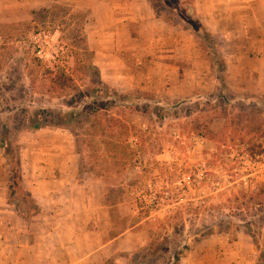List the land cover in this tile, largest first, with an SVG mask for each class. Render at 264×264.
<instances>
[{
    "label": "rangeland",
    "instance_id": "rangeland-1",
    "mask_svg": "<svg viewBox=\"0 0 264 264\" xmlns=\"http://www.w3.org/2000/svg\"><path fill=\"white\" fill-rule=\"evenodd\" d=\"M199 2L163 0L158 9L174 19L177 31L184 30V41L189 39L191 58L180 70L159 62L171 63V48L178 51L180 42L167 43L169 51L159 57L149 56L143 44L149 35L136 31V54L114 59L133 71L116 72L113 83L95 64L89 34L96 26L85 0H0V140L21 166L16 176L22 189L11 196L15 205L24 212L38 209L37 216L41 207L33 185L39 178H60L66 189L53 191L45 183L40 195L48 196L49 206L94 211L84 216L95 234L87 251L95 250L98 235L106 241L126 232L121 238L126 250L110 247L111 261L171 264L187 245L184 264H264L253 237L234 218L241 213L237 197L264 185V92L251 96L264 89V76L249 71L260 69L254 60L225 78L214 52L229 48L237 54L243 41L213 32V38H204ZM232 58L234 67L237 56ZM99 77L121 94L138 95L139 108L127 103L104 110L108 97L93 114L90 100ZM243 89L250 98L239 92ZM223 93L227 101L219 97ZM72 108V130L29 129L30 119L55 118L58 109ZM5 147L0 144V184L13 179ZM8 192L9 187L7 201L16 209ZM245 210L244 219L256 223ZM16 219L20 214L14 221L21 225ZM203 227L204 235L195 234ZM209 227L216 232L210 234ZM253 227L260 237L264 225ZM224 228L230 232H221ZM41 237L34 232L32 240ZM156 242L165 250L151 257Z\"/></svg>",
    "mask_w": 264,
    "mask_h": 264
},
{
    "label": "crops",
    "instance_id": "crops-1",
    "mask_svg": "<svg viewBox=\"0 0 264 264\" xmlns=\"http://www.w3.org/2000/svg\"><path fill=\"white\" fill-rule=\"evenodd\" d=\"M85 1V7L92 10L89 15L90 23L96 26L94 31L89 34V45L90 49L94 51L95 64L104 79L115 83L113 74L117 75L116 72L121 71H133L131 65L124 64L122 61L115 63L114 59L119 60L117 57L123 59L127 54H136L135 51L138 50L136 31L149 35L148 38H145L148 41L143 42L149 56L156 53V56L159 57L158 55L169 51L167 43L174 45L180 42L178 51L171 48L169 54L173 58L171 63L159 61L168 70H180L182 62L190 60L191 45L188 37L184 41V30L180 33L172 23L159 18L149 1ZM202 1L203 3L199 2L197 10L203 25L219 38L221 36L232 42L238 39L243 41L241 45H237V54L230 52L229 48H225L227 71L231 74L237 69L244 71L246 67L243 63L253 62L252 65H254L255 60L260 69L252 66L249 71L260 70L263 72L262 78L264 76V0ZM42 5H46V2L40 3V6ZM222 45L221 47H225L224 43ZM234 55L237 56V59L236 65L233 67L232 57ZM196 56L200 59L201 54ZM160 58H164V56L161 55ZM164 70L166 71V69ZM261 78L257 79V83L261 82ZM239 92L248 94L250 98L249 91L243 89ZM263 92L264 89L262 92H254L251 96L257 97ZM8 183L9 179L6 178L5 182L0 184V264H128L127 259L124 258L110 260L111 255L115 252L126 250L123 239H121L126 232L106 241L100 239L98 235L99 242L95 243V250L87 251L86 248L93 244L95 234L92 229H88V219L84 216L88 212L94 211L91 209L78 210L69 206L62 207L57 204L49 206L46 199L48 196L44 195L45 193L40 195L45 183L51 184L48 187L53 191L62 189L63 186L66 189L69 185L67 183L61 185L60 178L48 182L46 179L39 178L36 181L32 193L41 210L37 216L30 219L20 215L21 219L16 220L22 221L21 225H17L14 221V216L19 215L18 211L7 201ZM72 187L73 185L70 189ZM80 216H83L85 221L79 224ZM16 226L21 228L18 229ZM2 231L3 233H1ZM34 232L35 235H41V239L32 240ZM13 236L16 238L13 239ZM91 241V245H88V242ZM147 243L148 240L139 244L146 245ZM114 246L117 250L111 253L110 247ZM182 261L181 264H184Z\"/></svg>",
    "mask_w": 264,
    "mask_h": 264
},
{
    "label": "trees",
    "instance_id": "trees-1",
    "mask_svg": "<svg viewBox=\"0 0 264 264\" xmlns=\"http://www.w3.org/2000/svg\"><path fill=\"white\" fill-rule=\"evenodd\" d=\"M148 1L151 4V6L153 7L154 11L156 12V14L159 18H162V19L174 24V19L169 14L163 13L162 11L158 10L159 6H161L160 4H162L163 0H160L161 1V2H159L160 4L155 3L157 0H148ZM196 21H198V20H196ZM199 31L201 32V34L203 35L204 38H206L207 36H208L207 38L212 37V32L209 31L207 29V27L205 25H203L202 23L200 24ZM211 44L217 46V40L214 39L213 43L211 42ZM214 54L217 56L216 61L220 65L219 70H222L225 74L227 73L225 75V78L227 79V77H228L227 62H226V57H225L223 50L221 48L216 49ZM207 56L209 57L210 54H208ZM95 86H96L95 89H93L94 95L93 96L91 95L92 99L90 100L91 102L94 103L93 104L94 107L92 108L93 114L97 113L100 110L101 102H105V100L108 97H109V100L107 101L106 105L104 104L105 105L104 110L113 109L114 108L113 106H115L114 104H117V105L121 104V106L127 107L128 106L127 103H131V105L133 106V108L135 110H137V107L139 108L140 99H139L138 95L132 94V93L121 94V93H119L118 90L112 89L109 84L105 83L101 79V77L97 78ZM224 89L226 90L227 87L224 86ZM96 93H98V94H96ZM219 97H221L222 99L227 101L226 93L221 94ZM115 98L118 101H115ZM123 99L125 100V102L122 101ZM90 106H88V107L85 106V109H88ZM55 116H56L55 118L51 117V118L30 119L29 129L39 130V129L46 128V127H54V128H65V129H71L72 130V128H73L72 124L75 120L73 118V108L72 109H58V112L55 114ZM0 144L3 147H5L4 140L1 139ZM5 152L8 156L9 163L12 166L11 167L12 169H10V176H11V178H13L9 182V192H8L9 202L16 207V210L18 211V213L21 216H23L24 218L30 219L38 213V209H36V210L33 209V211H31V212H27V211L24 212L19 205H15L14 199H12L11 196L14 194L13 192L15 189H17V188L22 189L21 181H19L20 177L19 178L17 177L18 171H19V169H21V166H20L18 161L16 163H14L15 160L11 156L10 149L5 147ZM16 174H17V176H16ZM21 178H22V176H21ZM242 196L243 197L238 196L236 199V202L238 204L237 208L240 210L241 213H235L234 218L237 217L238 219L241 220L243 225L246 227V232H248L250 234V236L253 237V239H254V247L257 250V253L259 254L260 257L264 258V231H262V235L259 237V235L257 234V231L253 227L254 224H255V226H258V227L264 225V185H262L261 187H258V188H254L252 190V192H244V193H242ZM245 209L248 210L249 216L252 217L256 223H254V221H246V219H244L245 216L247 215V212H244ZM237 229L239 230L240 228L237 227ZM206 230H207L206 227H203V228L199 229L198 231H196L195 234H197L198 236H202L206 233ZM208 232L210 234H213L216 232V230L213 227H209ZM221 232H230V229L224 228L221 230ZM164 248L165 247L162 246L161 242H156L151 247V249H150L151 252H149V254L151 255V257L159 256L161 254V251H163ZM189 250H190V248L186 245L184 247V249H181L178 252H176L172 257L171 264H181L182 259L185 257V254Z\"/></svg>",
    "mask_w": 264,
    "mask_h": 264
},
{
    "label": "built area",
    "instance_id": "built-area-1",
    "mask_svg": "<svg viewBox=\"0 0 264 264\" xmlns=\"http://www.w3.org/2000/svg\"><path fill=\"white\" fill-rule=\"evenodd\" d=\"M35 38H37V36H35Z\"/></svg>",
    "mask_w": 264,
    "mask_h": 264
}]
</instances>
